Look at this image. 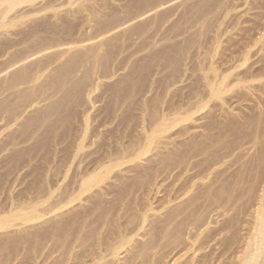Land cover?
Returning a JSON list of instances; mask_svg holds the SVG:
<instances>
[{"label":"rangeland","instance_id":"obj_1","mask_svg":"<svg viewBox=\"0 0 264 264\" xmlns=\"http://www.w3.org/2000/svg\"><path fill=\"white\" fill-rule=\"evenodd\" d=\"M82 4L85 8L82 7ZM40 6L39 4L38 7ZM79 6L80 8H78ZM87 7H90V11H87V9L89 10ZM263 8V0H78L74 6L63 3L54 9L15 20L9 27H0V216H10L9 213L13 210V214H16L15 212L22 214L23 211L29 213L31 210L28 207L29 204L36 203L38 199L41 201V198L44 202L41 204L42 201H37L42 205L39 206L40 208L37 206L38 209L44 210L39 211V214H44L41 219L22 223V220H17L18 218L15 220L13 216L9 218L13 223L16 221V225L8 227L5 223L6 227L2 226L3 228L0 229V264H25V262L26 264H49L52 261V264H59L61 260L58 259H62L63 255L61 254L66 251L65 249L69 245L71 247L68 250L70 255L75 252V255L81 253L79 248L82 249V247L85 248V245L92 244L93 241H96L95 237L101 236L103 232L105 235L112 226L115 227L114 220L117 221L121 218L118 221L123 223L122 226H132L134 223H129L130 220L134 221L138 213L145 211H147L148 222L144 224V227L147 230L143 228L144 230H139L137 235L132 233L134 240L130 241L131 245L128 243L125 246L129 250L123 248L122 253H119L118 261L115 259L117 263L113 260L114 264H125V258L133 255L138 250L137 248L146 246L144 245L147 244L146 242L153 248L146 249L145 254H148L143 257L149 258L153 252L156 257H161V260H164V264L166 262H168L167 264H190L191 261L193 264H201L203 255L218 256L219 254V258L223 259L225 264L237 262L236 256L241 255L245 242L249 241L255 231V210L262 194L261 190L264 188V174H262L264 173V154L263 148L261 149L264 147V78L262 82L260 81L261 83L256 82L255 93L258 95L255 96L256 98L259 96L257 100L252 96H249L247 101L243 99L237 102L235 98L230 99L231 102L228 100L233 112L239 115L231 113L229 108L226 109L228 106L224 107L226 113L222 114L219 107L217 109L215 106L208 109V116L206 114L202 119L197 120L195 129H191L193 123L190 121L175 122L168 131L161 133L162 136L143 158L113 169L110 177L108 176L107 179L106 176L103 179V184L100 183L98 188L95 186L92 188L93 191L83 194L80 200L70 204L67 209L65 207L66 211L62 208L50 212L47 206L53 202L56 204V200L61 198L63 189L70 188L71 190L77 187L78 178L81 179V172H89V169L91 170L103 160L107 152L144 139V132L149 128V123H152L153 118L157 117L158 119L161 115L162 117L165 115L171 124L176 118L185 116L188 103L187 94L190 90L188 86L191 87L193 79L196 84L193 83L192 86L196 90L201 89L202 86V83L200 84L202 81L200 68L202 69L209 62L207 59L204 60L205 52L218 45V48L214 49H217L216 51L221 54V57L219 54V57L216 56L213 62L218 60L219 62L216 61V63H221L225 67V61L220 60H225L228 57V59L234 58L230 63L236 61L239 58V53L234 50L242 48L244 45L253 46L254 40L264 36ZM85 9L86 12L83 13ZM19 13L17 12L15 15ZM260 41L250 48L251 58L247 62V66L242 67L243 70H249L251 65V69L264 66V39L262 38ZM219 58L221 59L219 60ZM216 63L215 65H217ZM23 69H27L25 75L27 80L14 87H9L7 84L12 75ZM198 74L199 80L196 79ZM190 78H193L192 82ZM198 85L199 88H197ZM23 91L32 93L33 101L30 104L27 100L24 102ZM15 110L20 111L16 117L12 116V111ZM241 112L243 114L247 112L243 118H241L243 115ZM250 113L255 116H253L254 120L257 116L261 119L258 117L259 120L256 119L255 122L252 116H250L251 119L248 116V114L251 115ZM236 116L240 117L242 122ZM244 117L247 118L248 123H243ZM248 117L253 122H249ZM31 118L32 121H29ZM34 118L36 119L34 120ZM229 118H237V121L239 120L242 125L238 123L239 121L235 122V125L232 121L227 122ZM210 120H214L216 124ZM208 121L210 125L213 123V126H216H212L211 132L220 133L221 138L220 141H217L219 144L221 143L220 146L217 142L215 143L214 154L216 152L218 155L222 152L224 154L229 151L225 148H234L235 146V155L222 158V166L220 164L219 167H216L218 171L220 170L219 175L221 176H218L217 180L219 177L224 178L223 181L219 179L222 182L226 180L225 191L221 192H231L232 195L227 194V197L230 195L229 202L227 201L229 197L222 194L225 199L224 203L228 202V204H224L226 207L223 206V209L221 207L216 209L215 205H211L213 206L211 207L208 204L209 207L207 206L210 199L214 201L211 194L209 196L212 198H206V200L201 198L197 201L198 203L190 205L188 200L191 196L189 195L193 193L184 195L182 193L184 192L182 190H185L189 185L187 180L189 173L181 160L186 155L189 141L191 142L189 140L191 132H194L195 139L199 140V133L203 130L200 125L202 122L208 124ZM218 128L221 131H218ZM221 132L223 136L225 135L224 138ZM230 134L234 137L232 138ZM226 135L229 137V141L226 140L228 139ZM231 139L235 141L234 145ZM240 140L244 142V144L241 142L243 145L240 143L241 147L236 145ZM79 142L82 146L74 159L72 155H74V151L76 153ZM260 143L263 145L259 147ZM237 146L238 148H236ZM182 155L184 156L182 157ZM259 157L261 160L258 159ZM62 158L64 159L62 160ZM105 159L107 161V155L104 157ZM72 160L73 163H71ZM104 160L102 162H105ZM64 161L67 162V167ZM80 162L81 164L78 165ZM60 164L63 168L61 167L59 170ZM69 164H72L69 166L70 170ZM158 167L163 168L164 173ZM83 168L85 169L82 171ZM164 168L167 170L164 171ZM156 169L159 170V173L153 171L154 174L152 170ZM65 170H68L67 179L64 176L61 177L64 175L61 172H66ZM256 171L257 173H255ZM57 172L60 177L56 176ZM144 172H148L152 177L149 175L147 179L141 177ZM156 173L159 175L157 176ZM134 175L139 176L136 178ZM74 177L77 181L73 179ZM126 177H129L128 180ZM69 179L75 181H69ZM122 179H124V184L121 182ZM143 179H146L144 184ZM232 179L235 180V183L238 182L237 185H233L234 187H230ZM221 181L220 183H222ZM197 183L199 186L200 181ZM131 184L133 186L135 184V186L133 187ZM180 184H183L182 188ZM49 188L52 190L51 194L55 195H51V197L49 195V200L46 202L44 198H48L46 189ZM196 189L195 193L200 187H196ZM114 190L115 192H113ZM43 192L45 193L43 194ZM101 193L104 195L102 196ZM37 195L40 196L37 197ZM86 195L92 197L89 198ZM187 198L189 199L187 200ZM125 202L128 206L125 205ZM205 205L207 208L204 207ZM25 206L29 210L24 208ZM185 208L187 213H185ZM22 209L23 211L20 212ZM106 210H108L107 213ZM179 211L184 213L183 216ZM171 212H175L177 215L171 227L170 225L168 227L171 229L173 226V229L172 231L170 229L163 230L159 224L163 223L165 220L163 218H166L169 213L174 215ZM189 213H192L190 214L192 218L187 215ZM198 216L202 218H193ZM190 218L193 220L189 221ZM107 219L110 224L114 222V225H107ZM201 219H205L203 221H207V224L198 227L200 224L198 220ZM194 220L197 222L192 223L195 222ZM63 223L65 225H62ZM154 225L157 228L156 234L154 233L155 235L153 234L151 239L146 238V232L150 228H154ZM83 228L84 230H82ZM104 228L108 230L106 231ZM53 232L56 234L55 236ZM172 232L174 234H170ZM79 234L90 240L85 242L82 247L73 242V238L75 240ZM109 234L111 235V230ZM52 235L53 237H51ZM174 239L176 242L173 241ZM71 240L74 244L71 243ZM190 241H198L193 247L198 252L192 253L193 249L189 246ZM61 244H66V248ZM226 246L229 247V250ZM202 247L204 249H201ZM225 248L227 251L222 255ZM50 250L53 252L51 253ZM31 252L32 254H30ZM107 259L109 260V258ZM174 260L175 263H173ZM72 261L74 262V260ZM72 261L65 263L70 264Z\"/></svg>","mask_w":264,"mask_h":264},{"label":"bare ground","instance_id":"obj_2","mask_svg":"<svg viewBox=\"0 0 264 264\" xmlns=\"http://www.w3.org/2000/svg\"><path fill=\"white\" fill-rule=\"evenodd\" d=\"M85 1H89V0H85ZM76 2H78V0H65L64 2H62L61 0H0V27H5V26H7V27H9V26H11V24H12V22L13 21H15V20H21V19H24V18H26V17H28V16H30V15H34V14H36V13H39V12H45L46 10H48V9H54L55 7H57L58 5H63V3H65V4H67V5H70V6H74L75 4H76ZM263 2H264V0H263ZM86 3H88V2H86ZM86 3H83V4H86ZM39 4L41 5L40 7H38L39 6ZM82 4V7H84V5ZM38 5V6H37ZM79 4L77 3V6H78ZM27 8V10H25V9ZM78 8H80V6L78 7ZM85 8V7H84ZM87 8H89V10L87 9V11H90V7H87ZM91 8H92V6H91ZM24 9V10H23ZM264 9V8H263ZM23 10V11H22ZM81 11V10H80ZM83 11V10H82ZM92 11V10H91ZM17 12H20L18 15H15ZM84 12H86V9L83 11V13ZM90 13V12H89ZM259 14L258 15H260V12H258ZM86 15V14H85ZM256 15H257V13H256ZM255 15V16H256ZM257 15V17L259 18V16ZM261 15H262V13H261ZM263 16V15H262ZM261 16V17H262ZM256 19V18H255ZM263 26H264V24H263ZM263 26H261V27H263ZM261 35H262V33H261ZM260 35V36H261ZM262 38L264 39V36H262ZM261 37H259V38H257L256 40H254V42H253V40H252V42H253V46H255V45H257L258 44V42L260 43L261 41H260V39H262ZM218 39V38H217ZM216 41V40H215ZM218 41V40H217ZM13 42V41H12ZM15 43H16V41H15ZM216 43V45H217V42H215ZM12 44V43H11ZM220 45V44H219ZM251 45V44H250ZM13 46V45H12ZM243 46V45H242ZM241 46V47H242ZM253 46H245L244 45V47H242V48H238L237 50H234V51H238V53H239V58H237V60L235 61L234 60V62L233 63H230L231 62V60L232 59H234V58H230V59H228V57H227V59H225V60H220L221 58H219V60L220 61H225L224 63H225V67H223L222 65H221V63H218L219 61L218 60H216V61H218L217 63H216V61H214L213 62V60L215 59V57L217 56V58L219 57L218 55L220 54H218L217 53V49L215 50L214 48H218V45L216 46V47H213V49H209L207 52H205V58H204V60L205 59H207L209 62H208V65H206V66H204L202 69L200 68V70H201V72H202V81L200 82V84L202 83V86H201V89H195V87L194 86H192V84L194 83V84H196L195 82H194V79H193V83L191 84V87L189 88V86H188V89H190L189 90V93L187 94L188 96V103H187V107H186V111H185V116H180L179 118H176L174 121H172V123L171 124H169V121L170 120H167V116L165 117V115L162 117V115H161V117H158V119H157V117H156V119L155 118H153L154 120H152V123L150 122L149 124H150V126H149V128L147 129V130H145V136L143 135V137H144V139H139L138 141H134V143H130L128 146H125V147H122V148H118V149H116V150H114V149H112V150H114V151H109V152H107V161H106V159L104 160V157L106 156H104L103 157V160L105 161V162H107V163H105V162H102V161H100V163H97L98 165H96L95 167H93L91 170L89 169V172L87 171H85L86 173H82L81 172V179H80V177L78 178V184L76 185L77 187H74V188H72L71 190H70V188L69 189H67V188H65V189H63L62 191H61V193H62V195L60 196L59 194V196L61 197V198H59L58 200H56V204H54L55 202H53L50 206H47V207H49L48 208V211H57V210H61L62 208L64 209L65 207V209H67L68 208V206L70 205V204H72V203H74L76 200H80L81 199V196L83 195V194H87L89 191L91 192V190L93 191V189L92 188H94L95 186L98 188V184H100V183H102V182H104V178L107 176V179H108V176L110 175V173H112V170L113 169H115V168H119V167H121V166H123V165H125V164H127V163H131L133 160H136V159H138V160H140L141 158H143V156L147 153V152H149L150 151V149H152V146L157 142V140L162 136V134L161 133H165L166 131H168V129L170 128V127H172L173 126V124L176 122V123H179V122H181V121H190L191 123H193V125H192V127H191V129H195L196 128V122H197V120H200V119H202L203 117H204V115H206L207 113H209V111H208V109H210V108H212V107H215L216 106V108L217 107H219V110H220V112H222V114H224V113H226V111H225V109H224V107L225 106H228L226 109H228L229 108V110L231 111V113H233V114H235V115H237L236 113H234L233 112V109H232V106H231V103H229L228 102V100L231 102V100L230 99H233V98H235L236 99V101L238 102V101H241V100H243V99H247V98H249V96H252V98L254 97V98H256V96L258 95H256V93H255V91H256V82H262L263 80V78H264V66L261 68H258L257 69V67L256 68H254L253 69V67H252V69H251V66H250V69L248 70V69H245V70H243L242 69V67H244V65L245 66H247V62L249 61V59L251 58V47H253ZM9 47V46H8ZM240 47V46H239ZM261 50H263V49H261ZM233 51V52H234ZM232 53V52H231ZM237 53V54H238ZM231 56V55H230ZM235 56H237V55H235ZM220 57H221V54H220ZM226 58V57H225ZM235 58V59H236ZM223 59V58H222ZM206 60V61H207ZM233 61V60H232ZM215 63L217 64V65H215ZM228 63H230V64H228ZM253 63V62H252ZM205 64V63H204ZM206 64H207V62H206ZM227 65V66H226ZM222 66V67H221ZM249 66V65H248ZM202 67V66H201ZM191 70H192V68H191ZM200 72V71H199ZM26 73H27V69H23V70H20L17 74H13L12 75V77H11V79L9 80V82H8V86L9 87H14V86H16L17 84H19V83H21V82H25L26 80H27V77L25 76L26 75ZM194 76V75H193ZM191 78H190V81L192 80ZM196 79H200V77H199V74H198V76L196 77ZM192 82V81H191ZM196 82H197V80H196ZM199 82V81H198ZM260 82V83H261ZM189 85H190V83H189ZM261 85V84H260ZM263 85V84H262ZM264 86V85H263ZM262 87V86H261ZM197 88H199V85H198V87ZM260 89V88H259ZM27 91H29V90H27ZM262 93V92H261ZM264 94V93H263ZM263 94H261V95H263ZM32 95V93L30 94V92H26V91H23V93H22V98H23V100H24V102L27 100V101H29L28 103L30 104L33 100V95ZM256 95V96H255ZM260 95V96H261ZM32 98V99H31ZM257 98H259V96L257 97ZM257 98H256V100H257ZM234 99V100H235ZM262 99V98H261ZM253 100V99H252ZM251 100V101H252ZM255 100V101H256ZM26 101V102H27ZM247 101V100H246ZM250 101V100H249ZM23 102V103H24ZM236 102V103H237ZM260 102V101H259ZM238 104V103H237ZM263 104V103H262ZM264 105V104H263ZM242 106V105H241ZM231 107V108H230ZM249 107V106H248ZM263 107V106H262ZM214 110H215V108H213ZM218 109V108H217ZM251 110H252V108H250ZM16 111V110H15ZM12 111V116H14V117H16V116H18L20 113V111ZM230 111L228 112L229 114H230ZM242 111V110H241ZM219 112V114H221ZM243 112V111H242ZM241 112V114H243ZM264 112V111H263ZM240 113V112H239ZM247 113V112H246ZM246 113L245 114H243L242 115V117L241 118H243V116L244 115H246ZM260 113H262V112H260ZM232 114V115H233ZM251 114V113H250ZM210 115H211V113H210ZM239 115V114H238ZM207 116H208V114H207ZM220 116V115H219ZM248 116L250 117V116H252V114L251 115H249L248 114ZM254 116V115H253ZM253 116H252V119L254 120V118H253ZM261 116V115H260ZM263 116V115H262ZM261 116V117H262ZM223 117V116H222ZM237 118H238V116H236ZM247 117V116H246ZM249 117H248V119H249ZM255 117V116H254ZM258 117L259 116H257V120H259V119H261L260 117H259V119H258ZM38 118V117H37ZM237 118H229V120H227V122H229V121H232V123L235 125V122H238L239 120L242 122V120L240 119V117L238 118L239 120L237 121ZM36 118H34V120H35ZM244 119L245 120H243V123L245 124V123H248L247 121H246V119L247 118H245L244 117ZM250 119H251V117H250ZM250 119H249V122H251L250 121ZM256 119L254 120L255 122H256ZM32 121V118L31 119H29V121ZM238 122L240 125H242L241 124V122ZM244 121H246V122H244ZM168 122V123H167ZM210 122H215L214 120L213 121H211L210 120ZM210 122L208 121L207 123L208 124H206V122H205V124L202 122V125H200V126H202V128H203V130L199 133V136H200V138H199V140H197V139H195L196 138V136L193 134L194 132H191L192 134H191V138L189 139V140H191V142L189 141V143H188V146H187V148H186V155H185V157L183 158V160H181L182 162V164H183V166L184 167H186V169L188 170V173H189V175H187L188 177H187V180H188V183H189V185H188V187L185 189V190H182V191H184V192H182L183 193V195L184 194H188V193H190V192H192L193 194L192 195H189V196H191V197H189V198H187V200L190 202V205H192V204H194V203H196L199 199H201V198H203L202 200H206V198L207 199H210V198H214V201H213V199H210V203H207V206H208V204L211 206V205H215V207H216V209H218L219 207H226L225 205L226 204H228V202L227 201H229L230 202V195H231V192L229 193V192H225V193H222L223 191H225V186H224V184H225V182H226V180H224V182H222L223 181V176H222V178L223 179H221L220 177V175H219V172H220V170L218 171L217 169H216V167H219L220 166V164H221V166H222V164L223 163H221V161H222V158L224 159V157L226 158V157H229V156H233V155H235L234 154V148H235V146H234V148H231V147H228V148H225V150L226 149H228L229 151H226L224 154H223V152L221 153V154H223V155H218L217 154V152H216V154H214L213 152V150H214V147L216 146L215 145V143L217 142V141H220L221 140V138H220V133H214V132H211V129H212V126H213V123L210 125ZM253 122V121H252ZM217 123H218V120H217ZM226 123V122H225ZM231 123V122H230ZM231 123V124H232ZM257 123H259L258 121H257ZM215 124H216V122H215ZM220 124V123H219ZM218 124V125H219ZM243 124V125H244ZM209 125V126H208ZM225 125H228V124H225ZM147 126V127H148ZM221 127L223 126V125H220ZM220 126H219V128H220ZM248 126V125H247ZM213 127H216V126H213ZM236 127V126H235ZM234 127V128H235ZM239 127V126H238ZM243 127V126H242ZM218 128V129H219ZM146 129V128H145ZM214 129V128H213ZM217 129V128H216ZM221 129V128H220ZM218 130V131H221V130ZM223 129V128H222ZM232 129H233V127H232ZM232 129H230V130H232ZM239 129V128H238ZM226 130V129H225ZM235 130H237V129H235ZM228 132H229V130H227ZM227 131H225V132H227ZM233 131V130H232ZM239 132H240V130H238ZM237 132V131H236ZM239 132H238V134H239ZM231 133H234V132H231ZM242 133V132H241ZM240 133V134H241ZM161 134V135H160ZM223 133L221 132V135H222ZM226 134V133H225ZM231 135V134H230ZM234 135V134H233ZM223 136V135H222ZM221 136V137H222ZM225 136V135H224ZM224 136H223V138H224ZM232 136V135H231ZM237 136V135H236ZM239 136V135H238ZM228 136L226 135V138H227ZM234 136H232V138H233ZM240 137V136H239ZM238 137V138H239ZM225 140V139H224ZM227 141H229V137H228V139H226ZM225 140V141H226ZM232 140V139H231ZM230 140V141H231ZM82 141V140H81ZM223 141V140H222ZM233 142V145L235 144L234 142V140H232ZM241 142H243L242 140H240V142H238V144H236V145H238L239 147H241L243 144H244V142H243V144L241 143ZM261 142V141H260ZM218 143V142H217ZM223 143V142H222ZM232 143H228L229 145H231ZM240 143L242 144V145H240ZM219 144V143H218ZM221 144V143H220ZM220 144H219V146H220ZM261 145H259V147L260 146H262L263 145V143H260ZM225 145H226V142H225ZM228 145V146H229ZM82 145H81V142H79L78 143V145H77V150H76V153H75V151H74V155H72V157L75 159L76 158V154H78L77 153V151L79 150V149H81L80 147H81ZM238 146L236 147V148H238ZM218 147V146H217ZM223 147V146H222ZM258 148V147H257ZM263 148V154H264V147H261V149ZM216 150V149H215ZM218 151H220V150H218ZM262 151H261V153H262ZM185 154V153H184ZM71 156V155H70ZM184 155H182V157H183ZM258 157V156H257ZM262 157H263V155H262ZM68 158V157H67ZM71 158V157H70ZM236 158V157H235ZM64 158H62V160H63ZM66 159V158H65ZM258 159H260V157L258 158ZM61 160V161H62ZM83 160V159H82ZM261 160V159H260ZM66 161V160H65ZM64 161V164H66L67 162H65ZM79 161H81V160H79ZM180 161V160H179ZM233 161V160H232ZM262 161H263V159H262ZM58 162V161H57ZM71 162V161H70ZM223 162V161H222ZM71 163H73V160H72V162ZM134 163V162H133ZM261 163V162H260ZM62 164V163H61ZM61 164H60V167H59V170H60V168L62 167L61 166ZM79 164H81V162L80 163H78V165ZM95 164V163H94ZM63 165V164H62ZM72 165V164H71ZM70 164L68 165V168H69V170H70V167L69 166H71ZM92 166H94V165H92ZM182 166V165H181ZM187 166H188V168H187ZM259 166V165H258ZM66 167H67V164H66ZM163 167V166H162ZM165 167H166V165H165ZM227 167H228V165H227ZM232 167V166H231ZM63 168V167H62ZM67 168V169H68ZM79 168H80V166H79ZM155 168H157V167H155ZM158 168H160V167H158ZM167 168H169L168 167V165H167ZM167 168H166V170H167ZM183 168V167H182ZM85 168H83L82 169V171L84 170ZM153 169V168H152ZM160 169H162V173H164L163 172V168H160ZM186 169H185V171H186ZM225 169H227V168H225ZM57 170H58V168H57ZM165 170V168H164V171H166ZM229 170V169H228ZM227 170V171H228ZM259 170V169H258ZM55 171V170H54ZM54 171H53V173H54ZM66 172H61V174L63 173L64 175H61V177L62 176H64V178H66L67 179V172H68V170H65ZM78 171H80V170H78ZM153 171H155V172H158L159 170L158 169H156V170H152V172ZM226 171V170H225ZM233 171V170H232ZM187 172V171H186ZM222 172H223V170H222ZM56 173V172H55ZM59 172H57V174H58ZM136 173H139V172H136ZM154 173V172H153ZM159 173V172H158ZM158 173H156V175L158 176L159 174ZM185 173V172H184ZM255 173H257V171L255 172ZM259 173V172H258ZM74 174H76V173H74ZM83 174V175H82ZM142 174V173H141ZM155 174V173H154ZM154 174H152V175H154ZM222 174V173H221ZM260 174V173H259ZM258 174V175H259ZM262 174H264V173H262ZM59 175V176H58ZM58 175H56L57 177H60V174H58ZM78 175H79V172H78ZM140 175V174H139ZM138 175V176H139ZM148 172H144L143 173V175H141V177H143V178H146L147 179V177H148ZM155 175V176H156ZM224 175V174H223ZM230 175H232V174H230ZM230 175H229V178H230ZM261 175V174H260ZM54 176V175H53ZM73 176V175H72ZM75 176V175H74ZM135 177H136V175H134ZM137 176V177H138ZM149 176H151V175H149ZM218 176H220L219 177V179H221V180H217V178H218ZM257 176V175H256ZM262 176V175H261ZM69 177V176H68ZM71 177V176H70ZM76 177V176H75ZM75 177L73 178V179H75ZM110 177V176H109ZM130 177V176H129ZM128 177V178H129ZM136 177V178H137ZM152 177V176H151ZM151 177H150V179H151ZM252 177V176H251ZM258 177V176H257ZM256 177V178H257ZM263 177V176H262ZM46 178H48L47 176H46ZM127 178V177H126ZM128 178H127V180H128ZM132 178V177H131ZM130 178V179H131ZM149 178V177H148ZM63 179V178H62ZM65 179V180H66ZM133 179V178H132ZM145 179V180H146ZM186 179V178H185ZM252 179H253V177H252ZM64 180V179H63ZM72 180V179H71ZM70 179H69V181H71ZM76 180V179H75ZM74 180V181H75ZM123 180V181H122ZM121 180V182H123V184L125 183L124 182V179H122ZM126 180V179H125ZM144 179H143V184H144V181H145ZM186 180V181H187ZM234 179H232L231 181H232V183L230 184V187L231 186H233V185H235L236 183H238V182H236L235 183V180L233 181ZM241 180V179H240ZM49 181V180H48ZM61 181V180H60ZM67 181V180H66ZM65 181V182H66ZM73 181V180H72ZM73 181V182H74ZM77 181V180H76ZM136 181V180H135ZM149 181V180H148ZM198 181H200V183H199V186H197L198 185ZM218 181H219V183H220V181L223 183H218ZM228 181V180H227ZM45 182V181H44ZM68 182V181H67ZM121 182H120V184H121ZM128 182V181H127ZM130 182V181H129ZM133 182H134V180H133ZM136 182H138V181H136ZM142 182V180L140 181V183ZM146 182V181H145ZM185 182V181H184ZM229 182H230V180H229ZM233 182H234V184H233ZM50 183V182H49ZM52 183V182H51ZM57 183H58V181H57ZM56 183V184H57ZM63 184H64V182H62ZM72 183V182H71ZM77 183V182H76ZM132 183V182H131ZM218 183V185H215V184H217ZM62 184V185H63ZM103 184V183H102ZM137 184V183H136ZM227 184V183H226ZM228 184V185H229ZM41 185V184H40ZM40 185H39V187H40ZM46 185V184H45ZM47 185H48V182H47ZM54 185V184H53ZM68 186H69V184H67ZM74 185V184H73ZM116 186H117V184H115ZM132 185V184H131ZM139 185V184H138ZM181 185V184H180ZM179 185V186H180ZM183 185V184H182ZM182 185H181V188H182ZM237 185V184H236ZM42 186H44L43 184H42ZM49 186H51V185H49ZM48 186V187H49ZM71 186V185H70ZM121 186H123V185H121ZM133 186V185H132ZM131 186V187H132ZM134 186H135V184H134ZM133 186V187H134ZM223 186V187H222ZM45 187H47V186H45ZM47 187V188H48ZM52 187H54V186H52ZM61 187H64V186H61ZM73 187V186H72ZM129 187V186H128ZM127 187V188H128ZM130 187V188H131ZM137 187H139V186H137ZM196 187L198 188V187H200V189L198 190V192L196 191V193H195V190H197L196 189ZM234 187V186H233ZM57 188H58V186H57ZM120 188V187H119ZM125 188V187H124ZM40 189H43V188H40ZM55 190H56V188H54ZM59 189V188H58ZM112 189V188H111ZM117 189V188H116ZM122 189V188H121ZM224 189V190H223ZM229 189V188H228ZM44 190V189H43ZM120 190V189H119ZM123 190V189H122ZM134 190V189H133ZM133 190H132V192H133ZM136 190V189H135ZM226 190H227V188H226ZM41 191V190H40ZM39 191V192H40ZM45 191V190H44ZM46 191H48L46 194H48V198L47 199H45L44 198V201H46L47 202V200H49V195H50V197H51V195H55V194H51L52 193V190L49 188L48 190L46 189ZM95 191V190H94ZM101 191V190H100ZM100 191H99V194H100ZM118 191V190H117ZM222 191V192H221ZM230 191H232L231 190V188H230ZM262 191V194L260 195V198L258 199V203H257V205L258 206H256L257 208H256V210H255V212H256V215H255V228H254V233L252 234V236L250 237V239H249V241H246L245 242V246H244V250L242 251V253H241V255H239V256H236V258H237V262H232V263H230V264H264V188L261 190ZM58 192V191H57ZM98 192V191H97ZM113 192H115V190L113 191ZM45 192H43V194H44ZM102 193H104V194H106L105 192H102ZM101 193V194H102ZM117 193V192H116ZM119 193V192H118ZM129 194H130V192H128ZM181 193V194H182ZM230 194V195H228V197H227V194ZM38 194H40V193H38ZM104 194H102V196L104 195ZM126 194V193H125ZM134 194V193H133ZM212 195V197H210L209 195ZM222 194L223 195H225L227 198H228V200L226 201L227 203L225 204L224 202H225V199H223V197L224 196H222ZM89 195H91V194H89ZM93 195H94V193H93ZM108 195V194H107ZM119 195V194H118ZM127 195V194H126ZM40 196V195H39ZM38 195H37V197H39ZM121 196V195H120ZM180 196V195H179ZM178 196V197H179ZM232 196V195H231ZM41 197H42V194H41ZM56 197V196H55ZM86 197H89V198H91L90 196H87L86 195ZM122 197H123V194H122ZM258 197H259V195H258ZM118 198V197H117ZM226 198V199H227ZM42 199L43 198H41V201H42ZM83 199V198H82ZM113 199H114V197H113ZM121 199V198H120ZM119 199V200H120ZM39 200V199H38ZM37 200V201H38ZM52 200V199H51ZM53 200H55L54 198H53ZM108 200V199H107ZM126 200V199H125ZM37 201H36V203H32V204H29L28 205V207L31 209L30 210V212L29 213H25L24 211H23V209L24 208H28V207H24L22 210H20V212L21 211H23V213L21 214V213H18V212H15L16 214H13L12 212L14 211L13 209V211L11 212L10 211V216L9 215H2V216H0V229L1 228H3L2 226H5L6 227V225L9 227V226H14V224L16 225V221H14V223L12 222V220H10V218L11 217H13V218H15V220H16V218H18L17 220H22L21 222L23 223V222H26V221H35V220H37V219H41V217L43 216L44 217V214H39V211L40 212H42V211H44V210H42L41 211V209L39 210L38 209V207L39 206H42L41 204H44V202L42 201H40L41 202V204H39V203H37ZM38 201V202H39ZM58 201V202H57ZM102 201V200H101ZM105 201V200H104ZM122 201V200H121ZM126 201H128V200H126ZM209 201V200H208ZM52 202V201H51ZM81 202V201H80ZM205 202V201H204ZM13 203V202H12ZM48 203H50V202H48ZM106 203V202H105ZM108 203V202H107ZM119 203V202H118ZM129 203V202H128ZM198 203V202H197ZM202 203V202H201ZM235 203V202H234ZM39 204V205H38ZM76 204V203H75ZM100 204V203H99ZM98 204V205H99ZM103 204V203H102ZM101 204V205H102ZM122 204H123V202H122ZM121 204V205H122ZM187 204H189V203H187ZM225 204V205H224ZM231 204V203H230ZM74 205V204H73ZM125 205L126 206H128L127 204H126V202H125ZM202 205V204H201ZM203 205H204V203H203ZM38 206V207H37ZM88 206V205H87ZM95 206V205H94ZM100 206V205H99ZM114 206V205H113ZM116 206V205H115ZM122 206H124V205H122ZM121 206V207H122ZM185 206V205H184ZM197 206V205H196ZM213 206H211V207H213ZM234 206V205H233ZM235 206H237L236 204H235ZM23 207V206H22ZM21 207V208H22ZM46 207V208H47ZM118 207V206H117ZM182 207V206H181ZM186 208H187V206H185ZM190 207V206H189ZM188 207V208H189ZM191 207H193V206H191ZM204 207H206V205L204 206ZM209 207V206H208ZM223 207V208H224ZM19 208V207H18ZM29 208H28V210H29ZM40 208V207H39ZM70 208H71V206H70ZM69 208V209H70ZM95 208V207H94ZM112 208V207H111ZM120 208V207H119ZM125 208H127V207H125ZM183 208V207H182ZM186 208H185V213H187L186 212ZM194 208V207H193ZM207 208V207H206ZM222 208V209H223ZM15 209V208H14ZM64 209V210H65ZM87 209V208H86ZM105 209V208H104ZM118 209V208H117ZM149 209H151V208H149ZM184 209V208H183ZM209 209V208H208ZM213 209V208H212ZM229 209V208H228ZM16 210V209H15ZM92 210H94V209H92ZM99 210V209H98ZM111 210V209H110ZM110 210H109V212H110ZM124 210V209H123ZM214 210H215V208H214ZM46 211V210H45ZM66 211V210H65ZM83 211H85V210H83ZM100 211V210H99ZM107 211L108 210H106V213H107ZM192 211V210H191ZM205 211V210H204ZM206 211H207V209H206ZM112 212H113V210H112ZM140 212V211H139ZM147 211H145V212H141L140 214L138 213V215L135 217L136 219L134 220V221H131L130 220V222L129 223H134V225H132V226H126V227H124V226H122L123 225V223H121V222H119L118 220L119 219H121V218H119L118 216V220L117 221H115L114 220V222H116V226L115 227H113L111 224H113V223H109L108 222V219H107V225L108 224H110L111 226H112V228L110 229L111 230V235L109 234V232H110V230H109V232L107 233V234H105L104 235V232L101 234V236L99 235H97L98 237H95V239H96V241H93L92 242V244H90V245H85V242H87V241H90V240H87V239H85L86 237H84V236H81L80 234L78 235V236H76L75 237V235H76V233H75V235H74V237H75V240H74V238H73V242L74 243H77L76 245L77 246H80V247H82V246H84L85 248H83L82 247V249H80L79 248V251L81 250V253H78V254H76L75 255V253L74 254H72V255H70L69 253H68V250L71 248L70 247V243L69 244H67V245H69V247H67V249H65L66 251H63V254H61V255H63V257H62V259L60 258V259H58V260H61V262H59L58 260H57V262H59V264H66L67 262L66 261H72V260H74V262L72 261V263L73 264H114L115 262L113 261V260H117L118 261V256L120 255L119 253H122L121 252V250L124 248L125 250H129V248L128 247H126L125 248V246L129 243L130 245H131V242L130 241H133L134 239V236L132 235V233H135L136 235H137V233L139 232V230H141V229H146V227H144V224L146 223V222H148L147 220H148V215H147V213H146ZM177 212V211H176ZM180 212V211H179ZM189 212V211H188ZM210 212V211H209ZM5 213H6V211H5ZM18 213V214H17ZM43 213H47V212H43ZM83 213V212H82ZM90 213H91V210H90ZM89 213V214H90ZM97 213H98V211H97ZM96 213V214H97ZM100 213V212H99ZM105 213V214H106ZM125 213V212H124ZM123 213V214H124ZM171 213H174V215L172 214H168V216L166 217V218H163V219H165L164 221H163V223H160L159 225H161L160 227L164 230H168V229H170V228H168L169 227V225H170V227H171V225H172V222H174V219H175V217L177 216V215H175V212H171ZM178 213V212H177ZM176 213V214H177ZM181 213V215L182 214H184V213H182V212H180ZM193 214H194V212H192ZM192 213H189V214H187V215H189V217H191L190 216V214H192ZM85 214H87L88 215V213H85ZM95 214V213H94ZM110 214V213H109ZM116 214V213H115ZM1 215V214H0ZM91 215V214H90ZM99 215V214H98ZM108 215V214H107ZM170 215V216H169ZM180 215V214H179ZM203 215V214H202ZM75 216V215H74ZM76 216H78V215H76ZM81 216H83L82 214H81ZM92 216V215H91ZM123 216H125V215H123ZM183 216V215H182ZM186 216V215H185ZM10 217V218H9ZM73 217V216H72ZM72 217H71V219H72ZM88 217V216H87ZM94 217V216H93ZM98 217V216H97ZM122 217V216H121ZM165 217V216H164ZM188 217V216H187ZM199 217H201V216H198V217H193L194 219H200ZM69 219H70V217H68ZM78 218H79V216H78ZM83 218V217H82ZM91 218V217H90ZM98 218H100V217H98ZM105 218V217H104ZM108 218V217H107ZM113 218H114V216H113ZM177 218H179V217H177ZM176 218V219H177ZM183 218V217H182ZM192 218V217H191ZM190 218V219H191ZM202 218V217H201ZM87 219H89V218H87ZM95 219H97V218H95ZM110 219V218H109ZM116 219V218H115ZM162 219V220H163ZM180 219V218H179ZM189 219V221H192L193 219H191L190 220ZM77 220V219H76ZM79 220V219H78ZM93 220V219H92ZM99 220V219H98ZM133 220V219H132ZM178 220V219H177ZM203 220H205V219H203ZM202 219L201 220H198V221H200V224H198V227L200 226L201 227V225H204L206 222L205 221H203ZM64 221V220H63ZM71 221V220H70ZM102 221V220H101ZM113 221V220H112ZM182 221V220H181ZM195 222H192V223H196L197 221L196 220H194ZM20 222V223H21ZM74 222H76V221H74ZM88 222H91V221H88ZM88 222H87V224H88ZM94 222L96 223V221L94 220ZM98 222V221H97ZM186 222V221H185ZM5 223H6V225H5ZM60 223H61V221H60ZM100 223V222H99ZM98 223V224H99ZM176 223H177V221H176ZM184 223V222H183ZM199 223V222H198ZM58 224V226H59V223H57ZM68 224V223H67ZM74 225H75V223H73ZM73 224H72V226H73ZM84 224H85V222H84ZM94 223L92 222V225H93ZM105 224V223H104ZM173 224H175V223H173ZM182 224V223H181ZM187 224V223H186ZM188 224H191L190 222H188ZM207 224V223H206ZM62 225H65L64 223L62 224ZM69 225V224H68ZM91 225V226H92ZM114 225V224H113ZM156 225V224H155ZM155 225H154V228H150L147 232H146V234H147V236H146V238H150L151 239V237L153 236V234L155 233V231L157 230V228L155 227ZM158 225V226H159ZM178 225H179V223H178ZM193 225V224H192ZM194 225H196V224H194ZM57 226V227H58ZM69 226H71V225H69ZM76 226V225H75ZM82 226V225H81ZM90 226V227H91ZM98 226V225H97ZM188 226V225H187ZM68 227V226H67ZM77 227H80V226H77ZM83 227H84V225H83ZM88 227V226H87ZM107 227V226H106ZM152 227V226H151ZM176 227V226H175ZM178 227V226H177ZM182 227H183V224H182ZM65 228V227H64ZM70 228H72V227H70ZM75 228V227H74ZM89 228V227H88ZM100 228V227H99ZM114 228V230H112ZM73 229V228H72ZM78 229V228H77ZM105 229V228H104ZM108 229H109V227H108ZM107 229V230H108ZM143 229V230H144ZM161 229V230H162ZM172 229H173V226H172V228L170 229L171 231H172ZM176 229V228H175ZM57 230V229H56ZM60 230V229H59ZM62 230V229H61ZM82 230H84V228L82 229ZM86 230V229H85ZM92 230V228L90 229V231ZM94 230V229H93ZM96 230H97V228H96ZM106 230V229H105ZM106 230V231H107ZM147 230V229H146ZM53 231V230H52ZM65 231H67V230H65ZM71 231V230H70ZM101 231V230H100ZM102 231H104V230H102ZM112 231H113V233H112ZM160 231V230H159ZM177 231V230H176ZM54 232H55V230H54ZM53 232V233H54ZM61 232V231H60ZM63 232V231H62ZM88 232V231H87ZM157 232V231H156ZM56 233V232H55ZM54 233V236L57 234H55ZM64 233V232H63ZM90 233V232H89ZM88 233V234H89ZM99 233V232H98ZM106 233V232H105ZM159 233V232H158ZM69 234H70V232H69ZM78 234V233H77ZM82 234V233H81ZM93 234V233H92ZM145 234V233H144ZM156 234V233H155ZM154 234V235H155ZM170 234H174L173 232L172 233H170ZM176 234V233H175ZM59 235H60V233H59ZM64 235V234H63ZM62 235V236H63ZM66 236H67V234H65ZM83 235V234H82ZM93 235H95V234H93ZM71 236H73V235H71ZM91 236V235H90ZM51 237H53V235L51 236ZM69 237H70V235H69ZM92 237V236H91ZM63 238V237H62ZM72 238V237H71ZM145 238V239H146ZM169 238H171V236L169 235ZM178 238V237H177ZM58 239V238H57ZM88 239H90V238H88ZM176 239V238H175ZM175 239L173 240L174 242H176V241H178L177 239H176V241H175ZM179 239V238H178ZM55 240V239H54ZM53 240V241H54ZM59 240H61L60 238H59ZM63 240H65V239H63ZM66 240H68V238H66ZM70 240V239H69ZM93 240V239H92ZM146 240H148V239H146ZM180 241V240H179ZM26 242V241H25ZM39 242V241H38ZM41 242V241H40ZM45 242V241H44ZM50 242V241H49ZM48 242V243H49ZM55 242H57V241H55ZM68 242H70V241H68ZM72 242V240H71V243H73ZM191 243H189L190 245V247H191V249H193V251H192V253H195L196 251H197V249L196 248H193L194 246H195V244H196V242H198V241H190ZM204 242V241H203ZM27 243H28V241H27ZM37 243V242H36ZM43 243V242H42ZM54 243V242H53ZM61 243V242H60ZM73 243V244H74ZM89 243V242H88ZM147 244H148V242H146ZM152 243V242H151ZM171 243H172V241H171ZM207 243H208V241H207ZM227 243H228V241H227ZM39 244V243H38ZM52 244V243H51ZM55 244V243H54ZM53 244V245H54ZM147 244H144V245H146V246H141V247H139V248H137L134 252V254L133 255H131L130 257H127V259L125 258V261H126V263L125 264H145V263H150V264H164L163 263V259L161 260V257L159 258L158 256L156 257L155 256V254L153 253V252H151L150 254L152 255V256H150L149 258L147 257H143L144 255H147V254H145L146 253V249H148V250H151L152 248H153V246H152V248L150 247V245L151 244H148L149 245V247H150V249L148 248V246H147ZM174 244H176V243H174ZM181 244V243H180ZM32 246H33V244H31ZM31 245H30V247H31ZM47 245V244H46ZM49 245V244H48ZM72 245V244H71ZM130 245H128L129 247H130ZM27 246V245H26ZM35 246V245H34ZM56 246H58V245H56ZM60 246V245H59ZM61 246L62 247H64V248H66L65 246H66V244L64 245V244H61ZM87 246V247H86ZM176 246V245H175ZM47 247V246H46ZM50 247V246H49ZM52 247H54V246H52ZM73 247V246H72ZM75 247V246H74ZM227 247V250H229L228 248V246H226ZM38 248V247H37ZM27 249V248H26ZM55 249V251H56V248H54ZM60 249V251H61V253H62V250H61V248H59ZM77 249V248H76ZM201 249H204L203 247L201 248ZM72 250V249H71ZM148 250H147V252H148ZM199 250V249H198ZM226 248H225V251L223 252V254L222 255H224L225 253H226ZM37 251V250H36ZM42 251H44V250H42ZM41 251V252H42ZM48 251V250H47ZM74 251H76V250H74ZM29 252H30V250H29ZM35 252V251H34ZM50 252H51V250H50ZM53 252V251H52ZM51 252V253H52ZM57 252H59L58 251V249H57ZM78 252V251H77ZM125 252H127V251H125ZM130 252V251H129ZM198 252V251H197ZM47 253V252H46ZM45 253V254H46ZM55 253V252H54ZM30 254H32V252L30 253ZM50 254V253H49ZM131 254H132V252H131ZM149 254V255H150ZM33 255H36V253L34 254L33 253ZM59 255H60V253H59ZM130 255V254H129ZM128 255V256H129ZM220 255V254H219ZM208 256V255H203L201 258V264H225L224 263V260L223 259H220L219 257L220 256ZM31 256V255H30ZM46 256V255H45ZM47 256H48V253H47ZM125 256V255H124ZM29 257V256H28ZM55 257V256H54ZM58 257V256H57ZM59 257H61V256H59ZM193 257H194V255H193ZM192 257V259H194ZM204 257V258H203ZM26 258V257H25ZM42 258H43V256H42ZM46 258V257H45ZM44 258V259H45ZM107 258H109V260L107 259ZM124 258V257H123ZM122 258V259H123ZM28 259V258H27ZM32 259V258H31ZM51 259V258H50ZM55 259H57V258H55ZM121 259V258H120ZM26 260V259H25ZM34 260H36L35 258H34ZM47 260H48V258H47ZM52 260V259H51ZM115 260V261H116ZM31 261V260H30ZM29 261V262H30ZM32 261H33V259H32ZM43 261V260H42ZM117 261H116V263H117ZM120 261V260H119ZM20 262L22 263V261L20 260ZM53 262V261H52ZM52 262H50L51 264H52ZM66 262V263H65ZM194 262V261H193ZM208 262V263H207ZM42 263V262H41ZM47 263V262H46ZM49 263V264H50ZM72 263H70V264H72ZM168 262H166V264H167ZM173 263H175V260H174V262ZM195 263V262H194ZM199 263H200V261H199ZM25 264H26V262H25ZM190 264H193L192 263V261L190 262Z\"/></svg>","mask_w":264,"mask_h":264}]
</instances>
